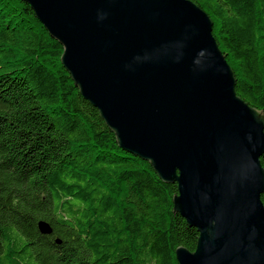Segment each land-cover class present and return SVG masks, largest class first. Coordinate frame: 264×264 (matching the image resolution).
<instances>
[{
    "label": "trees",
    "instance_id": "16d2710c",
    "mask_svg": "<svg viewBox=\"0 0 264 264\" xmlns=\"http://www.w3.org/2000/svg\"><path fill=\"white\" fill-rule=\"evenodd\" d=\"M193 1L264 112V0ZM63 50L26 1L0 0V264H178L199 232L174 212L177 183L119 146Z\"/></svg>",
    "mask_w": 264,
    "mask_h": 264
},
{
    "label": "water",
    "instance_id": "95a60500",
    "mask_svg": "<svg viewBox=\"0 0 264 264\" xmlns=\"http://www.w3.org/2000/svg\"><path fill=\"white\" fill-rule=\"evenodd\" d=\"M24 1L119 146L177 183L174 212L199 232L178 264H264V112L237 94L208 13L193 0Z\"/></svg>",
    "mask_w": 264,
    "mask_h": 264
}]
</instances>
